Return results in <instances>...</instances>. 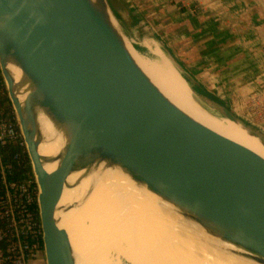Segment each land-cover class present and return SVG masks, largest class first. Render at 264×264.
I'll return each instance as SVG.
<instances>
[{
    "label": "water",
    "instance_id": "water-1",
    "mask_svg": "<svg viewBox=\"0 0 264 264\" xmlns=\"http://www.w3.org/2000/svg\"><path fill=\"white\" fill-rule=\"evenodd\" d=\"M131 52L139 54L107 0H0V74L38 187L45 264H76L56 219L75 205L59 201L101 165L171 207L223 255L264 264V164L172 104ZM189 89L264 147L232 112ZM38 114L62 139L54 157L38 152Z\"/></svg>",
    "mask_w": 264,
    "mask_h": 264
},
{
    "label": "bare ground",
    "instance_id": "bare-ground-1",
    "mask_svg": "<svg viewBox=\"0 0 264 264\" xmlns=\"http://www.w3.org/2000/svg\"><path fill=\"white\" fill-rule=\"evenodd\" d=\"M131 52L140 69L159 91L190 118L243 148L264 164V147L240 126L222 119L218 108L199 104L160 55ZM174 66V65H173ZM10 71L17 78L18 72ZM38 123L45 142L38 152L54 157L62 139L52 131L43 114ZM52 173L55 165L45 166ZM81 174L68 178L73 184ZM75 205L56 219L66 231L76 264H248L225 256L222 246L198 228L184 222L168 205L134 185L118 170L101 165L76 188L62 193L59 207ZM95 239L101 241L98 245Z\"/></svg>",
    "mask_w": 264,
    "mask_h": 264
},
{
    "label": "crops",
    "instance_id": "crops-1",
    "mask_svg": "<svg viewBox=\"0 0 264 264\" xmlns=\"http://www.w3.org/2000/svg\"><path fill=\"white\" fill-rule=\"evenodd\" d=\"M112 2L123 32L141 53L152 56L149 47L156 46L185 82L165 55L176 58L219 106L244 114L249 102L264 101V0ZM260 128L264 132V121Z\"/></svg>",
    "mask_w": 264,
    "mask_h": 264
},
{
    "label": "built area",
    "instance_id": "built-area-1",
    "mask_svg": "<svg viewBox=\"0 0 264 264\" xmlns=\"http://www.w3.org/2000/svg\"><path fill=\"white\" fill-rule=\"evenodd\" d=\"M25 148L15 117L0 116V241L9 239L0 251V264H27L42 254V230L38 210V187L33 179H14L13 163L19 154L8 147Z\"/></svg>",
    "mask_w": 264,
    "mask_h": 264
},
{
    "label": "rangeland",
    "instance_id": "rangeland-1",
    "mask_svg": "<svg viewBox=\"0 0 264 264\" xmlns=\"http://www.w3.org/2000/svg\"><path fill=\"white\" fill-rule=\"evenodd\" d=\"M117 18V16H116ZM118 20V19H117ZM130 40V38H129ZM132 46L134 47V49L139 53V54H143L142 56L151 58L150 60L154 59V57L148 55L147 53H141V51L138 50V48L136 47L137 45L135 44L134 41L130 40ZM154 46V45H153ZM149 47L151 50L155 51L156 53L158 52V49L156 46L154 47ZM159 48V47H158ZM160 49V48H159ZM161 50V49H160ZM160 54V53H159ZM174 64V67L176 68V70L180 73L182 79L186 82V84L188 85L189 88L192 87V82H194V80L188 78V72L186 71L185 68H183V66L181 64H179V62L177 61L176 58L172 57V61ZM178 64L182 69L180 70L179 67L176 65ZM188 78V80H187ZM204 85V84H203ZM211 93H213L212 91H210ZM211 98H215L213 96H210ZM232 99L234 100L235 97L233 96ZM195 100L199 103L202 104L204 103V101L195 98ZM245 113L242 114L239 110L235 111L234 113L232 112V114L253 134L258 135L263 141H264V132L263 130L260 128L261 123L264 121V101H259L258 99L249 102L246 105L245 108ZM259 114V115H258ZM258 115V116H257ZM223 118V117H222ZM95 242L99 245L101 243V241L95 239ZM41 255V257H40ZM39 257L35 260H28L27 264H43V260H42V254H40ZM125 264V263H123Z\"/></svg>",
    "mask_w": 264,
    "mask_h": 264
},
{
    "label": "trees",
    "instance_id": "trees-1",
    "mask_svg": "<svg viewBox=\"0 0 264 264\" xmlns=\"http://www.w3.org/2000/svg\"><path fill=\"white\" fill-rule=\"evenodd\" d=\"M107 1H108V4H109L113 14L116 16V10H115V7L113 5L112 0H107ZM191 89L196 91L198 94L210 99L212 102L219 105V103L215 99L211 98L209 95H207L205 93H202L198 89V87L192 85ZM0 116L1 117H12V118L14 117L13 110H12V107L10 105L1 74H0ZM6 151L9 155L19 154L18 160L15 163H13L14 179L18 180V181H22L25 179H33V173H32V169H31V165H30V162H29L25 148L24 147L14 148V147L10 146L7 148ZM39 242H40V248L43 251V243H42L41 239ZM8 243H9L8 238L2 239L0 241V251L4 252Z\"/></svg>",
    "mask_w": 264,
    "mask_h": 264
}]
</instances>
